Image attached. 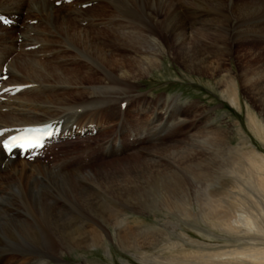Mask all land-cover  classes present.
I'll return each instance as SVG.
<instances>
[{
	"label": "bare ground",
	"instance_id": "obj_1",
	"mask_svg": "<svg viewBox=\"0 0 264 264\" xmlns=\"http://www.w3.org/2000/svg\"><path fill=\"white\" fill-rule=\"evenodd\" d=\"M83 3L89 5L82 8ZM0 14H8L16 22L10 29L0 24V70L5 67L9 75L5 85H25L20 92L13 94L9 91L3 94L4 99L0 98V128L56 120L63 132L66 131L70 136H81V132H84L83 137L90 136L92 129H96L100 122L98 114L101 110L109 107L116 109L114 119L123 120V106L127 101L128 92L134 87V78L142 77L157 67L162 53L174 50L176 57L173 58L187 72L214 73L220 70L218 67H212L203 51L216 50V53H221L220 55L228 59L232 57L236 44L264 32V0H72L70 3L62 0L60 6L55 5V0H0ZM32 20H36V25L29 23ZM18 22L21 28H18ZM66 53L71 54V59L83 58L82 60L87 61L85 63L84 60L83 63L80 60L83 66H74L75 64H70L69 60L63 58ZM48 55L52 57L49 58ZM40 57H43V60ZM236 57L237 62L241 61L238 55ZM246 72L239 76L243 89H247L252 98H264V80L253 72ZM224 79L220 81L225 85L224 94L238 107L236 80L231 77ZM244 83H249L248 87ZM70 87H79V90L75 91V94L60 92ZM251 121L254 123L255 120ZM122 131L120 129L119 133ZM207 140H202L203 145L208 144ZM213 140L212 146H224L221 138L216 136ZM123 152L124 149L120 146L116 150L107 149L103 155L106 159L111 156L120 157L117 158L121 162L118 163L117 169L106 165L78 166L63 159L54 162L45 157L36 158L31 162L19 157H6L0 147V264H49V260L60 256L65 248L70 250L71 247L82 244H87V247L102 246L104 239L109 236L107 228L95 232L92 228L77 226L72 221H67L69 217L65 218L54 211V208H51L56 228L54 233L52 231L54 240L48 238L46 230L38 231L36 219L33 220L32 215L25 213L22 204L35 196L33 188H36V185L43 189L47 178L54 181L63 175L69 177L70 173L81 178L83 187L75 186L71 190L72 193L76 197L77 194L84 195L92 205L95 203V206H100L104 223L111 220L110 210L101 203L102 201L96 200L92 192L95 189L90 184V179L98 175L103 177L102 184L110 189L111 193L115 191L120 195L124 194L127 200L131 201L139 198L140 202H137L142 206H162L168 211L178 206L184 216H189L190 212L186 208L189 195L185 186L188 180L183 183L177 179L170 167L158 169L160 167L154 164L146 165V173L142 168H138V159L134 161L133 174H122L121 172L128 168L121 156ZM202 154L206 156L200 151L191 154V157L199 160ZM252 154L253 152H247L245 159L256 170H260L263 166L253 159ZM192 158L188 160L190 163L194 160ZM188 165L187 163L185 167L188 168ZM194 167L197 178L204 176L206 168L198 164ZM129 175L130 178L127 179ZM146 184L152 185L146 190ZM85 189L91 191L85 193ZM203 194L202 203L206 206V209L201 211L203 220L207 218L224 221L229 229L238 230L236 232L239 233L264 234V223L256 219L259 213H255L256 216H248V213H245L240 219L232 220L230 213H220L221 209L223 211L222 207H225L221 204V199L211 191L206 190ZM235 197H230L232 202L229 204L234 202L233 199L239 200V196ZM37 201L42 203L41 208L42 205L46 207L41 196H37ZM239 201L238 203L244 202L241 197ZM19 228L25 229L22 242L11 235L13 229L19 231ZM132 230L124 228L115 233V238L122 248L140 249L144 244L149 242L152 245L160 238L157 233L143 237L140 241L143 233L134 234ZM126 235H130L132 240H125ZM244 248L221 255L212 254L213 256L206 257V260L200 256L202 260L200 258L199 262H195L264 264V240L253 241L248 248ZM18 253H21L20 257L15 256ZM149 256L143 253L137 258L144 264H152L147 260ZM170 260L172 259L166 264H175Z\"/></svg>",
	"mask_w": 264,
	"mask_h": 264
},
{
	"label": "rangeland",
	"instance_id": "obj_2",
	"mask_svg": "<svg viewBox=\"0 0 264 264\" xmlns=\"http://www.w3.org/2000/svg\"><path fill=\"white\" fill-rule=\"evenodd\" d=\"M35 21L32 20L29 23L36 25ZM18 28H21L20 23ZM260 33L259 36L254 38L252 36L247 41L236 44L232 57L228 59L220 55L221 53H216V50L203 51L204 55L209 58L212 67L219 68L220 71L214 73L212 71L202 74L187 72L174 59L176 57L174 50L162 53L157 67L142 77L134 78V87L128 92L127 101L123 106L122 121L114 119L117 114L116 109L106 108L98 114L100 122L95 130L99 134L94 139H91L92 132L90 136H85V140L91 139L90 142L88 141L89 143L87 142L86 147L84 140L75 139L68 144H57L47 151L46 157L51 159L52 156H57L59 158H52L51 160L54 162L63 159L78 166L85 164V167L106 165V167L118 169V163L121 164V162L117 158L120 157L111 156L106 159L103 155L107 149L116 150L122 146L124 154L121 156L128 166L121 172L122 174H130L133 170L135 171L134 161L138 159V168H142L146 173V165L154 164L160 167L158 169L170 167L177 179L183 183L184 180H188L185 184L189 195L186 208L190 212L189 216H184L178 206H175L174 210L168 211L162 206H142L138 203L140 202L139 198L136 201L127 200L124 194L120 195L114 190L111 193V190L102 184L103 177L98 175L95 176L96 178L90 179V184L95 189L92 192L96 200L102 201L101 203L110 210L111 220L104 223L101 212L103 210L100 206H95V203L92 205L89 198L84 195L77 194L76 197L72 193L71 190L75 186L83 187L81 178L79 179L77 175L71 173V176L68 175L69 177L63 175L54 181L52 178L50 180L47 178L46 184L43 183V185L48 190L46 191L44 187L41 189L39 185H36L37 187L33 188L35 196L27 199L28 201L25 200L22 204L25 213L28 212L32 215L33 220L36 219L35 224L38 231L46 230L48 238L54 240L53 233L56 228L51 215V208H54L56 209L54 211L65 218L69 217L67 221H72L77 226L89 227L95 232L107 228L109 234L105 238L106 240L104 239V246L88 245L87 247V244H82L71 247L70 250L65 248L61 251L60 256L50 259L49 264H144L137 258L143 253L150 255L147 260L152 264L155 262L166 264L169 259H172V263L175 264L176 262L177 264H196L201 257L206 260V257L218 255V253L221 255L230 251H241L244 247V249L248 248L253 241L264 240V234L239 233L236 232L238 230L229 229L224 221L205 217L203 220L201 216V211L206 209L203 204V192L207 190L222 200L221 204L225 207H222V212L220 209L219 211L220 213H230L229 216L232 217V220L240 219L245 216V213H248V216H256L255 213H259L262 216L258 214L256 219L260 220V223H264V98H252L247 89H243L240 84L243 82L239 78L243 72L247 71L246 73L253 72L264 80V32ZM251 52L253 53L251 54ZM69 55L70 57H68ZM237 55L241 58L239 62H237ZM48 57L50 58L52 55H48ZM63 58L69 60L70 64H75L74 66H83V61L85 60V63L87 61L80 58L83 62L81 63L78 59H71L70 53L64 54ZM40 59L43 60V57ZM228 77L236 80L238 107L231 103L227 94H224L225 85L220 81ZM244 85L248 87L249 83L247 85L244 83ZM78 90L79 87H70L60 92L75 94L74 92ZM167 112L168 114H166ZM251 119L255 120L254 123ZM120 129L123 130L121 134L119 133ZM216 136L221 138L224 143L221 148L212 146L213 138ZM204 139H208V144L203 145L202 140ZM200 151H203L206 156L202 154L199 160L191 157V154ZM247 152H253V159L262 164L263 167L260 170H256L245 159ZM62 154L69 157H64ZM98 156L101 157V161H96ZM191 158L194 159L191 160L192 163L188 161ZM187 163L189 164L188 168L185 167ZM196 164L206 168V173L202 172L204 176L197 178L194 174L197 172L194 167ZM190 165L192 167H189ZM130 175L127 179L130 178ZM74 182H78L77 185ZM69 185L71 186L69 187ZM151 185L146 184V190ZM61 187L65 189L63 190ZM85 190V193L91 191ZM242 190L244 192H241ZM236 195L239 196L237 200H240L241 197L244 202L235 201ZM37 196L44 199L43 203H46V207L42 205L41 208L42 203L37 201ZM230 197H235L231 204H229L232 202ZM257 206L259 207L257 208ZM45 208L48 209L44 210ZM233 224L236 223L233 222ZM124 228L133 229L134 234L143 233L140 241L143 240V237L154 236L157 233L160 238L156 243L150 245L148 242L140 249L134 247L125 249L115 238V233ZM11 235L12 238L22 242L25 229L19 228V231L13 229ZM248 237L255 239H251V241ZM126 238L132 240L130 235H126L125 240ZM15 256L20 257L21 253Z\"/></svg>",
	"mask_w": 264,
	"mask_h": 264
},
{
	"label": "snow or ice",
	"instance_id": "obj_3",
	"mask_svg": "<svg viewBox=\"0 0 264 264\" xmlns=\"http://www.w3.org/2000/svg\"><path fill=\"white\" fill-rule=\"evenodd\" d=\"M0 22H3V18H0ZM26 132L40 133L41 135L51 136L53 133L44 129H28ZM3 135V133H0ZM5 151L11 153L14 148H19L21 150L34 149L37 147H42L41 136H12L9 139L3 141L2 144Z\"/></svg>",
	"mask_w": 264,
	"mask_h": 264
}]
</instances>
